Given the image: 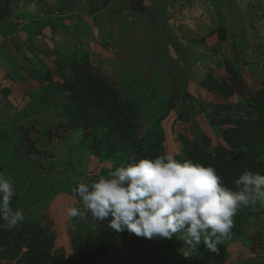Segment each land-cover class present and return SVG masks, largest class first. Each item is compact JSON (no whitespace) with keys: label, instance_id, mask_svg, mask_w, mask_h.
<instances>
[{"label":"rangeland","instance_id":"obj_1","mask_svg":"<svg viewBox=\"0 0 264 264\" xmlns=\"http://www.w3.org/2000/svg\"><path fill=\"white\" fill-rule=\"evenodd\" d=\"M261 105L264 0H0V172L25 217L2 229L0 264H30L40 243L39 264H264L260 198L237 211L216 252L201 243L187 258L176 236L118 233L64 212L82 207L75 181L108 176L131 157L200 163L251 144L264 174V140L253 143L245 126ZM107 107L113 127L132 125L124 141L99 123ZM215 169L233 191L249 170Z\"/></svg>","mask_w":264,"mask_h":264},{"label":"clouds","instance_id":"obj_2","mask_svg":"<svg viewBox=\"0 0 264 264\" xmlns=\"http://www.w3.org/2000/svg\"><path fill=\"white\" fill-rule=\"evenodd\" d=\"M234 183L239 190L223 184L212 165L180 161L169 152L131 157L108 176L75 181L72 194L82 207L69 205L64 212L70 220L89 213L118 233L165 240L176 236L188 246L187 258L201 243L216 252L217 244L231 237L237 211L257 198L264 203V174L246 169ZM15 194L12 178L0 172V229L11 230L25 219L23 209L11 206Z\"/></svg>","mask_w":264,"mask_h":264},{"label":"trees","instance_id":"obj_3","mask_svg":"<svg viewBox=\"0 0 264 264\" xmlns=\"http://www.w3.org/2000/svg\"><path fill=\"white\" fill-rule=\"evenodd\" d=\"M131 3H133V6L136 5V1L133 2L131 1ZM75 74L77 75L78 72L75 69ZM78 79L79 76H77ZM102 83H99V86L97 88L94 89L95 92V97H98L99 99H101L102 96ZM111 91H108V94H112L110 93ZM107 94V96H108ZM115 99V98H114ZM109 103H113V96H108V100ZM104 104V101H103ZM256 111L258 116L255 119V121H252L251 123H248L247 125L245 124V126L250 127V130H253V136L255 134L254 139L253 140L255 144H257L258 142H261L264 140L263 136L264 134H262L264 131V105H261L259 108L256 107ZM104 115H101V118L99 119V123L102 124V126H105L106 129V136H112V135H117L118 139H122V141L125 140V136L129 134V131H127V128L131 129L132 125H130V123H125V121L123 122L122 126H119L117 128L113 127V124L115 123L114 120L112 119V125H110V120H111V112L112 109L110 107H107L103 110ZM121 128L120 132L117 133V130ZM121 131H124L125 133L123 134ZM263 131V132H261ZM122 141H119L120 143H118L119 145H124L122 143ZM241 147L240 151L238 153L234 152V151H228L229 152V158L227 160H223L221 158H217V157H210L207 155H203L202 159L199 160L200 163H207L206 165H211L214 167H222L223 169L228 168V169H235L239 166H246L250 171L252 172H256L258 169V162H257V158H255V156H253V149H252V145L251 144H247V145H241L239 146ZM127 149H129L128 147H126ZM224 152H226V150H224ZM257 164V165H256ZM17 228V227H16ZM16 230L15 227L12 228L11 230H2L0 229V234L3 232H12ZM19 238V237H17ZM21 238V237H20ZM2 240H4L2 238ZM41 243L38 244L37 248L35 250H32L30 252L29 258H28V262H30V264H39L41 262L40 257L42 256L43 251L41 250ZM69 264H74L72 262H69Z\"/></svg>","mask_w":264,"mask_h":264},{"label":"crops","instance_id":"obj_4","mask_svg":"<svg viewBox=\"0 0 264 264\" xmlns=\"http://www.w3.org/2000/svg\"><path fill=\"white\" fill-rule=\"evenodd\" d=\"M136 4V3H135ZM135 6H137V4L135 5ZM158 38H160V37H158ZM156 43V42H155Z\"/></svg>","mask_w":264,"mask_h":264}]
</instances>
